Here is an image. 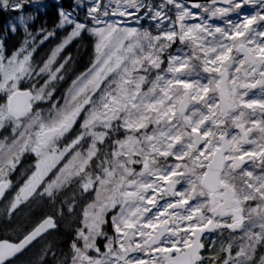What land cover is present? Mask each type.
Wrapping results in <instances>:
<instances>
[{"label":"snow or ice","instance_id":"obj_1","mask_svg":"<svg viewBox=\"0 0 264 264\" xmlns=\"http://www.w3.org/2000/svg\"><path fill=\"white\" fill-rule=\"evenodd\" d=\"M0 17V264H264V0Z\"/></svg>","mask_w":264,"mask_h":264},{"label":"trees","instance_id":"obj_2","mask_svg":"<svg viewBox=\"0 0 264 264\" xmlns=\"http://www.w3.org/2000/svg\"><path fill=\"white\" fill-rule=\"evenodd\" d=\"M0 20H2V17H0ZM28 259H31V257H29Z\"/></svg>","mask_w":264,"mask_h":264},{"label":"rangeland","instance_id":"obj_3","mask_svg":"<svg viewBox=\"0 0 264 264\" xmlns=\"http://www.w3.org/2000/svg\"><path fill=\"white\" fill-rule=\"evenodd\" d=\"M29 257H26V259H28Z\"/></svg>","mask_w":264,"mask_h":264}]
</instances>
